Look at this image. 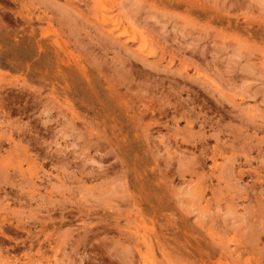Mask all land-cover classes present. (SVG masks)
Instances as JSON below:
<instances>
[{
  "label": "rangeland",
  "instance_id": "rangeland-1",
  "mask_svg": "<svg viewBox=\"0 0 264 264\" xmlns=\"http://www.w3.org/2000/svg\"><path fill=\"white\" fill-rule=\"evenodd\" d=\"M0 264H264V0H0Z\"/></svg>",
  "mask_w": 264,
  "mask_h": 264
},
{
  "label": "bare ground",
  "instance_id": "bare-ground-1",
  "mask_svg": "<svg viewBox=\"0 0 264 264\" xmlns=\"http://www.w3.org/2000/svg\"><path fill=\"white\" fill-rule=\"evenodd\" d=\"M105 20V19H104Z\"/></svg>",
  "mask_w": 264,
  "mask_h": 264
}]
</instances>
